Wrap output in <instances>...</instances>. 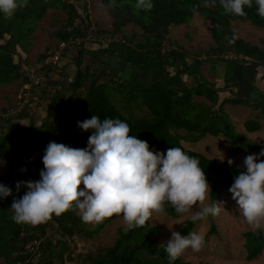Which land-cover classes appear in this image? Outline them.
Masks as SVG:
<instances>
[{"label":"trees","instance_id":"obj_1","mask_svg":"<svg viewBox=\"0 0 264 264\" xmlns=\"http://www.w3.org/2000/svg\"><path fill=\"white\" fill-rule=\"evenodd\" d=\"M77 1L83 0H28L27 7L18 9L11 19H6L3 13H0V85L10 84L17 79H21V82L25 80L26 69L23 60L18 58L14 61L13 57L24 53L35 22L41 19L45 11L50 8L60 10L66 15L62 29L55 33V37L58 44L70 43L62 50L60 59L64 58V51L70 46L73 45L77 49L73 63L75 72L69 83L67 98L59 89V76H55L57 68L41 65L47 56L46 52L40 54L35 62L40 65L38 72L43 77L38 91L41 95L49 96L43 108L44 117L37 128L41 137L47 141V144L43 145L44 149L50 141L73 148H86L88 138L94 130L85 132L78 128L77 122L90 119L93 115L101 120L119 118L128 123L131 129L129 135L147 141L150 150L159 152L166 153L170 147L183 148L181 141L197 142L207 135L213 138L221 137L238 152H252L258 155L261 149H264V144L250 142L235 132L223 112V103L235 105L241 102L238 98L222 101L217 105L216 91L200 84L188 87L181 81L180 77L187 69L174 67L177 61L174 58V50L165 55L159 52V47L167 40L166 36L171 28L186 25L193 14H198L203 20L213 24L209 34L215 45L209 48L208 53L214 57L216 54L231 53L264 65V43L261 48L252 46L240 39L230 28L231 22H242L255 29H264V18L257 14L255 0L251 8L245 7L244 16L226 14L219 0H216L215 5L211 0H208V3H205V0H152L154 7L147 12L135 8L136 0H115V7L112 6V0H100L111 17L110 29L100 30V34L106 35L107 41L98 45L97 49L87 51L84 50L83 44L88 34L93 35L94 32L89 29L85 17L77 14L73 5ZM83 10L85 11V8ZM128 24L136 26L142 32L136 42L133 32L129 36L124 35L122 29ZM233 37L235 40L230 43ZM82 54L95 59L101 56H115L145 72L155 69L163 75L165 84L156 88L120 84L113 74L98 73L97 68L84 65ZM169 67L172 69L169 70ZM63 68L61 65L60 71ZM35 95L36 93L32 92V98ZM193 96L204 98L208 104L194 102ZM133 108L145 109L147 117H134ZM28 111L23 108L7 119L0 116V132L6 130V133L0 134V161H4L8 155L7 135L22 128L14 121L28 119ZM55 118L56 121L51 122V119ZM6 125L10 128H6ZM244 128L245 131L253 132L258 129V125L255 122H246ZM183 150L198 158L205 171L212 190L209 203L218 202L222 193L229 191L234 177L244 170L240 164L233 163L230 166L227 161L218 163L198 152L184 148ZM260 159L264 160V157ZM18 161L19 168L16 171L0 178V183L11 187L14 194L13 197L10 195L0 198L3 200L0 204V259L5 264H52L53 258H58L60 264L73 262V258L67 255L65 239L69 240L73 235L89 236L97 233L114 216L105 219L89 234V230H85L86 223L80 215L75 214V210L58 217L53 215L50 220L39 225L16 223L12 220L13 214L10 217L12 221L6 223L2 220L5 214L13 213L9 210L8 203L20 198L27 191L25 187L17 191L16 182L40 179V176L34 179V174L28 175V159L21 157ZM38 162L43 169L41 157ZM22 168L26 171H21ZM164 214L171 219L181 216L171 206H166ZM193 227L194 222L186 220L181 234L187 235ZM47 228L52 230L51 236H55V240L44 236ZM125 229L126 226L116 229L115 239L110 246L85 256H76L77 264H187L181 257L170 262L165 247L155 246L152 236L158 232V228L148 221L143 227L128 231ZM242 238L244 259L251 261L259 257L264 249V231H247L242 234ZM30 241H38L35 251L25 248L26 243ZM34 256L36 260L33 263Z\"/></svg>","mask_w":264,"mask_h":264},{"label":"clouds","instance_id":"obj_2","mask_svg":"<svg viewBox=\"0 0 264 264\" xmlns=\"http://www.w3.org/2000/svg\"><path fill=\"white\" fill-rule=\"evenodd\" d=\"M211 2L215 5L216 0ZM27 3L28 0H0V13L11 19ZM219 3L226 14L244 16L245 7L251 8L253 0H219ZM255 4L257 14L264 18V0H255ZM112 6H116L115 0ZM153 7L152 0H136L138 10L147 12ZM234 40L235 37L229 42ZM77 125L85 132L94 130L87 147L48 143L40 179L16 182L17 191L21 187L27 191L13 199L14 222L39 225L53 215L78 210L85 223L98 224L120 215L128 231L143 227L155 214L164 213L166 206L180 215L190 214L193 222L220 213L221 202L205 204L210 199L211 186L199 159L183 148L170 147L166 153L150 150L147 141L129 135L130 126L119 118L101 120L93 115ZM260 157H264V149L258 155L244 158V170L234 177L229 192L246 222L264 231V160ZM227 163L231 166L233 160L228 159ZM10 195L11 187L0 183V198ZM197 205L203 206L193 212ZM163 246L172 262L189 248L197 253L202 251L205 237L197 232L181 235L172 231Z\"/></svg>","mask_w":264,"mask_h":264},{"label":"rangeland","instance_id":"obj_3","mask_svg":"<svg viewBox=\"0 0 264 264\" xmlns=\"http://www.w3.org/2000/svg\"><path fill=\"white\" fill-rule=\"evenodd\" d=\"M73 5L77 14L81 17H85V21L89 23V29L94 32L93 35L88 34L89 36L83 44L84 50L95 49L98 45H102L103 42L105 43L107 37L105 34H100V30L110 29L111 17L109 16L108 9L101 4L100 0L77 1L73 3ZM84 8L85 11L83 10ZM65 18L66 15L62 11L50 8L47 9L41 19L35 22L33 31L28 37L24 53L16 55L13 57V60L16 61L20 58V60H23L22 62L24 63L25 69L30 70L35 65L37 57L40 54L45 52L48 54L51 51L56 52L58 40L55 37V33L62 29ZM207 24L208 23L204 22L198 14H193L191 20L186 25H180L168 31L166 36L167 40L162 42L164 47H159V52L165 55L168 53L167 50H174L175 52L179 51L193 57H207L209 48L213 46ZM250 29L254 30L252 31L254 33H249L248 30ZM122 30L125 36H129L133 32L136 36L134 39L135 42L136 38H139L142 33L139 28L132 24L126 25ZM232 30L243 40L246 39L243 37V33L248 32L246 34L249 35V38H251L255 44L262 38L264 40V30L255 29L248 23L236 22L233 24ZM88 38L91 40H88ZM251 39L249 41L253 44ZM72 48L75 47L72 45L69 48L70 50L64 51V57L67 56L75 60L73 54L68 55L70 51L73 52L76 49ZM222 54H216L215 57L218 58ZM209 55L214 56L210 53ZM81 60H83L84 65L97 68V64L94 61L96 59L92 56L82 54ZM20 85L21 79L14 80L7 85H0V116L2 118L7 119L14 114L15 108L18 106L17 101L20 96ZM38 87L33 91L36 95L32 100L33 104L31 103L28 109L31 115H29L30 119L33 121L37 120V126L44 117V113L41 111L46 106L49 98L46 94L41 95L38 91ZM204 103L207 104V102ZM132 115L134 117H147V112L142 108H133ZM55 121L56 118L51 119V122L54 123ZM14 123L18 126L20 124L19 121H14ZM6 128L10 127L6 125ZM238 131L237 129L236 132ZM2 133H6V130L0 132V134ZM7 140L8 155L4 161H0V178L16 171L19 168L18 160L22 157L28 159V175L29 173L34 174V179H37L42 170L38 158L43 157L45 151L43 145L47 144V141L41 137L37 129L23 130L22 128L9 133L7 135ZM181 145L186 150L198 152L204 157L218 163L222 162L221 159L224 158L223 162L232 159L233 163L243 165L244 158L250 154L236 151L221 137L213 138L208 135L197 142L181 141ZM28 175L26 180L29 179ZM82 187L81 185V188ZM13 196L14 194H12L11 197ZM219 202H221L219 204L221 211L218 215L209 216L204 220L194 222V227L191 232H197L205 237V246L203 250L197 253L189 248L181 256L182 260L187 264H264V249L261 255L256 259L251 261H246L244 259L245 251L243 248L242 234L257 229L250 226L242 217L240 209L232 199V194L229 191H224L217 203ZM1 203H3V200H0V204ZM208 203L209 201L206 200L205 204ZM11 204L12 202L8 203L9 210H11ZM202 206L203 205H197L192 211L195 212ZM12 214L13 213L7 212L2 220L6 223L12 221L10 219ZM75 214L77 216L79 215L78 210H75ZM186 220H191L190 214L181 215L177 219H171L164 213H161L155 214L150 218L148 222L158 228V232L152 236L155 246L164 245L167 240L170 239L172 231H177L181 234ZM99 224L101 223H86L85 230H89V234V232ZM29 225L31 226V224ZM125 226L126 224L123 217L114 215L112 220L107 222L97 233L89 234V236L85 234L73 235L69 240L65 239V243L68 247L67 255L69 254V257L73 258V262H69L68 264H77L78 261H75L76 256H85L88 253H94L101 248L110 246L115 239L116 229ZM211 228H213V232H211ZM51 235L52 230L50 228L45 229L44 236L55 240L56 237ZM37 243L38 241L27 242L25 248L29 251L32 249L35 251ZM67 255H65V257ZM32 259L34 263L36 256ZM0 264H5L2 259H0ZM52 264H60L59 259L53 258Z\"/></svg>","mask_w":264,"mask_h":264},{"label":"crops","instance_id":"obj_4","mask_svg":"<svg viewBox=\"0 0 264 264\" xmlns=\"http://www.w3.org/2000/svg\"><path fill=\"white\" fill-rule=\"evenodd\" d=\"M203 21L208 23V32L210 33V29L213 24L209 21ZM235 23L236 22L230 23L231 30L233 24ZM252 31L254 30H248L249 33H254ZM246 33H243V37L246 38L244 40L242 39L243 41L257 48L262 47L264 43L263 38L258 40V43L255 44ZM250 39L253 44L250 43ZM214 45L215 44L213 42V46ZM71 54L75 57L77 55V49L73 52L70 51L68 55ZM174 58L177 60L174 64L176 69H180L182 67L187 69L186 73H183L180 77L181 81L186 86L193 87L195 84H200L216 91L217 105H219L222 101L238 98L241 101L238 104L232 105L226 102L223 103V112L230 120L234 130H239L237 132L238 134L255 144H264V65H261L260 63L258 64L257 61H253L252 59L246 57H244L243 60L238 61L222 60L220 57L216 58L214 56H210L209 53L207 57H193L186 53L176 51ZM94 61L97 64L96 67L98 73H111L118 80V82L123 85L156 88L165 84L163 75L159 71L155 69H150L146 72L141 71L121 61L115 56H101L99 59ZM73 63L74 59L72 60L67 56L60 60V65L64 68L57 79H59V89L62 94L66 95V98L68 95L67 91L69 83L72 81L75 72ZM168 69L170 70L172 68L169 67ZM192 99L197 103L205 104L204 102H207L201 97L193 96ZM251 104L255 105L252 106ZM41 112L44 113L43 110ZM30 116L26 120L19 121L28 123L27 125L20 123L19 126L26 130L37 129L41 121L37 126V120L33 121L30 119ZM246 122H255L258 125V129L253 132L245 131L244 125H246ZM244 153L255 154L252 152Z\"/></svg>","mask_w":264,"mask_h":264},{"label":"built area","instance_id":"obj_5","mask_svg":"<svg viewBox=\"0 0 264 264\" xmlns=\"http://www.w3.org/2000/svg\"><path fill=\"white\" fill-rule=\"evenodd\" d=\"M70 43H59L57 45V51H51L47 54L46 58L42 61L41 65H51L57 68L55 76H60V55L62 50L68 46ZM160 47H164V44H161ZM170 50H167L169 52ZM222 60L238 61L243 60L242 57L235 56L231 53H225L219 56ZM40 65L35 64L32 69H27L25 71V80L21 82L20 85V96L17 101V108H15V113L20 112L23 108L29 109L30 101L33 100L32 92L38 87L42 82V74L38 72Z\"/></svg>","mask_w":264,"mask_h":264}]
</instances>
